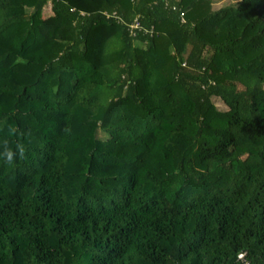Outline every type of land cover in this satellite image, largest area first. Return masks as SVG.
I'll list each match as a JSON object with an SVG mask.
<instances>
[{
	"label": "trees",
	"instance_id": "trees-1",
	"mask_svg": "<svg viewBox=\"0 0 264 264\" xmlns=\"http://www.w3.org/2000/svg\"><path fill=\"white\" fill-rule=\"evenodd\" d=\"M220 1L0 0V264H264V0Z\"/></svg>",
	"mask_w": 264,
	"mask_h": 264
},
{
	"label": "clouds",
	"instance_id": "clouds-1",
	"mask_svg": "<svg viewBox=\"0 0 264 264\" xmlns=\"http://www.w3.org/2000/svg\"><path fill=\"white\" fill-rule=\"evenodd\" d=\"M16 129L10 128L9 133L10 134H15ZM17 152L20 157H23L25 149L22 145H17ZM17 152H14L10 149H6L4 152V160L6 164L12 165L15 163V157L17 156Z\"/></svg>",
	"mask_w": 264,
	"mask_h": 264
},
{
	"label": "rangeland",
	"instance_id": "rangeland-1",
	"mask_svg": "<svg viewBox=\"0 0 264 264\" xmlns=\"http://www.w3.org/2000/svg\"><path fill=\"white\" fill-rule=\"evenodd\" d=\"M226 0H222V1H220V2H216L215 4H214V7H217V5H225L226 4ZM46 13L47 14H49L50 13V10L49 9H46ZM218 102V101H217ZM220 106H221V104H220Z\"/></svg>",
	"mask_w": 264,
	"mask_h": 264
}]
</instances>
